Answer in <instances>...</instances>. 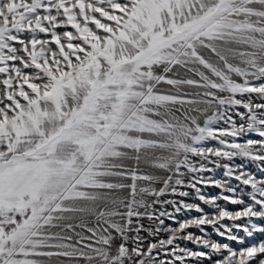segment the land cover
<instances>
[{
  "label": "snow or ice",
  "instance_id": "6c2138e0",
  "mask_svg": "<svg viewBox=\"0 0 264 264\" xmlns=\"http://www.w3.org/2000/svg\"><path fill=\"white\" fill-rule=\"evenodd\" d=\"M260 165L264 0H0V264H264Z\"/></svg>",
  "mask_w": 264,
  "mask_h": 264
},
{
  "label": "rangeland",
  "instance_id": "374dc122",
  "mask_svg": "<svg viewBox=\"0 0 264 264\" xmlns=\"http://www.w3.org/2000/svg\"><path fill=\"white\" fill-rule=\"evenodd\" d=\"M243 162L245 164V170L247 171H251L253 172L254 174H256L258 177H260V173H259V170H258V166H257V163L256 162H251V161H247V160H243L242 161V158H236L235 160V163L239 164ZM142 169H144L145 171H153L154 174H158V175H165V173L159 169H156V170H152L150 168H147L145 165L141 164L140 166ZM260 167H264V165H260ZM223 169H218L216 170L215 173L213 174H209V175H214L215 178L217 179H221L223 178ZM130 182V181H129ZM238 183L237 181H235L234 179L230 181V184L231 186L233 187H237L238 186ZM160 185H157V187H159ZM239 187H237V191L239 192ZM205 191V194L208 195V196H217L220 194L221 190L220 189H217V188H214V187H209V188H206L204 189ZM250 191V188H245V195H243V199L246 201V202H250L249 200V197L246 195V193ZM226 195H229V193H224ZM122 195H127V192L125 191L124 193H122ZM150 199V198H149ZM164 199H179L178 197H172V196H166L164 197ZM188 201L189 202H197V203H201V206L204 207L205 211L206 212H209L211 213L212 212V209L209 208L207 205H204L202 202H199V201H195L193 197H189L188 198ZM222 206H225L227 207L229 210H236L239 208V206H235V205H231V204H228L226 203L225 201L223 200H220L218 201ZM159 205H156V208L159 209ZM168 211H172V209L169 207L168 208ZM189 215L191 216H195V215H198L197 213L195 212H192V213H187V212H182L181 214H178V219H184V218H187ZM246 221L244 220H241V221H237V223H245ZM253 222H256V223H259L261 225H264V221H256L254 220ZM142 224H144L145 226V229H148L149 227L151 228H155L158 226V221L155 222V223H152L150 222L149 220L147 219H144L141 221ZM223 223L225 224H231L232 222L231 221H228V220H224ZM165 226H172V227H175L176 225L174 224L173 221L171 220H168V219H165ZM223 230V229H222ZM188 231H191L192 233H194L195 235H204V233H201L197 228L193 227L191 229H189ZM235 231V230H234ZM205 233H207V236L205 238H208L214 242H219V243H229L230 246L235 249V250H239L240 247H242L241 245L235 243V242H230L228 241L225 237H220L216 232L215 230L211 227V226H205ZM88 233H85V235H87ZM186 234V233H185ZM238 235L240 236H243L244 239H245V245L244 246H247L251 243H254V242H258L259 240L261 239H264V236H262L261 234H254L253 237L249 238V237H246L245 234L243 232H238L237 233ZM113 235H116L115 233H113ZM130 235H135L134 233L130 234ZM140 236L143 237V245L142 246H147L148 244L150 243H153V242H156L158 243V241L160 239H166L167 238V233L165 232H160L159 235L157 236H151L149 235V232L148 231H142L140 233ZM177 244H179L181 247H189L193 250H203V251H206V252H211L210 249H204L202 247H199L197 245H194L192 244L190 241H185L183 239L181 240H178L176 241ZM129 245L131 247H135L136 245L134 243H132V241H129ZM225 255H227V253L225 252L224 253ZM153 255H156V253L154 252ZM170 257H165L163 253H160V255L158 256V259H168ZM217 258H222L218 255H213L212 259L215 260ZM51 264H58V262L56 260H53L51 262ZM81 264H83V262H81ZM191 264H210V261L208 259H203L202 261H191Z\"/></svg>",
  "mask_w": 264,
  "mask_h": 264
}]
</instances>
